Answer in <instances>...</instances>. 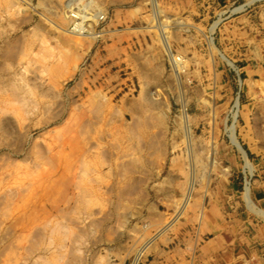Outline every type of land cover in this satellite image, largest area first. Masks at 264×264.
<instances>
[{"label": "rangeland", "instance_id": "rangeland-1", "mask_svg": "<svg viewBox=\"0 0 264 264\" xmlns=\"http://www.w3.org/2000/svg\"><path fill=\"white\" fill-rule=\"evenodd\" d=\"M70 1L0 0V264H264V0Z\"/></svg>", "mask_w": 264, "mask_h": 264}, {"label": "bare ground", "instance_id": "bare-ground-1", "mask_svg": "<svg viewBox=\"0 0 264 264\" xmlns=\"http://www.w3.org/2000/svg\"><path fill=\"white\" fill-rule=\"evenodd\" d=\"M259 1H262V0H253L250 4H249V6L250 5H252V4H254V3H256V2H259ZM77 3V0H71L68 4H67V6H66V10H67V21H69V20H73L74 18H77V16H73V14H77V12L75 11V4ZM245 10V8H241V9H239V10H237L236 12H242V11H244ZM93 20L94 21H98V20H101V17H95V18H93ZM68 24H71V23H69L68 22ZM72 27H74L73 28V33H76V32H78L80 35L81 34H83L82 33V29H79V27L76 25V26H74V24L73 25H71ZM217 27H218V25L216 24V25H214L213 27H212V29H211V31H210V33H211V35H214V33H215V31H216V29H217ZM65 32V31H64ZM163 44H164V47H165V50H166V52L168 53V54H170L169 53V50L167 49V47H166V41L165 40H163ZM211 48H212V50H214V51H216V48L213 46V45H211ZM224 62L228 65V67L230 68V69H233V65H231L230 63H228V62H226L225 60H224ZM174 63H175V68H176V70H177V73H182V74H185L186 73V67L182 64V61L180 60V59H174ZM177 63H178V66H177ZM237 107H238V103H236L235 104V111H234V113H233V123L235 124V122H236V120H237V113H236V110H237ZM231 145L233 146V148L234 149H236L242 156H243V159H244V161H245V163L247 164V162H248V159H247V157H246V154H245V152L243 151V149L239 146V144L237 143V141L235 140V138H234V128H232V130H231ZM246 170L248 171V173H249V175L250 176H252V174H253V171H252V169H251V167H249V166H247V168H246ZM248 191H246V204H247V206H248V209H249V211L252 213V214H254V215H256V216H260V217H262V214L261 213H258V212H255L252 208V206H251V203H250V201H249V199H248V193H247Z\"/></svg>", "mask_w": 264, "mask_h": 264}]
</instances>
